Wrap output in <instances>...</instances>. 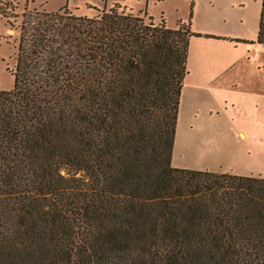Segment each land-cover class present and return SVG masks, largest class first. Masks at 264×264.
Segmentation results:
<instances>
[{"label": "trees", "instance_id": "1", "mask_svg": "<svg viewBox=\"0 0 264 264\" xmlns=\"http://www.w3.org/2000/svg\"><path fill=\"white\" fill-rule=\"evenodd\" d=\"M118 7L22 14L0 89V264H264V177L171 164L192 15L169 28Z\"/></svg>", "mask_w": 264, "mask_h": 264}, {"label": "rangeland", "instance_id": "2", "mask_svg": "<svg viewBox=\"0 0 264 264\" xmlns=\"http://www.w3.org/2000/svg\"><path fill=\"white\" fill-rule=\"evenodd\" d=\"M260 2L197 0L195 25L205 30L228 29L233 34L252 36L258 26ZM113 5L133 13L146 8L155 25L164 21L169 28H176L178 22L188 23L190 15L193 19L195 13V0H3V3L0 0V89L9 90L13 86L12 70L23 12L53 13L66 9L74 15L93 17ZM204 13L212 20H199ZM190 28L198 39L188 47L190 75L183 81L171 164L199 171L264 177V46L256 45L257 52L249 58L252 73L246 75L243 86L253 93L251 97L235 95L234 102L226 103L224 94L218 102H212L205 89L187 83L198 79L205 84L208 72L213 71L211 58L226 52L224 46L214 47L212 42L220 44L221 39H226L236 45L250 43L255 38H230ZM214 97L219 95L214 93ZM239 130L246 131L244 138L239 136Z\"/></svg>", "mask_w": 264, "mask_h": 264}, {"label": "crops", "instance_id": "3", "mask_svg": "<svg viewBox=\"0 0 264 264\" xmlns=\"http://www.w3.org/2000/svg\"><path fill=\"white\" fill-rule=\"evenodd\" d=\"M140 11L147 12L146 8L141 9L137 12L139 13ZM194 11L195 13H194L193 19H191L193 23L192 25L190 24V27H192L194 31L211 32V33L220 34V35H223L224 37H230V38L249 37V38L256 39L255 32L257 33L258 26L255 29L254 35L252 36H248L245 33L233 34L228 29L216 30L213 28H207L205 30L199 25L198 27H196L195 17H196V13L198 14L197 0H195ZM204 18L212 20V17H209L207 13L201 14L199 20H203ZM194 39H198V36L190 37L189 45H190V42H192ZM221 40H223V42L220 44L212 42V46L214 47H217L219 45L224 46L226 48L225 50L226 52H224L223 54L216 53L211 58L210 64L212 66L211 70L213 71L208 72V74L210 75L206 83L202 84L198 81V79H196L195 81H189L187 83H189L190 85L205 89L209 93L210 99L212 102H215V101L218 102V98H220V96L224 94L227 95L226 103L234 102L235 95H241L244 98L251 97L253 93L250 91H247L246 88L243 86L245 85L246 75L247 74L251 75L252 73V69L250 68V65H249V58L257 52V49H254L256 45H260V46L261 45L264 46V45L258 44V43H246V44H236L235 45L232 42H229V40L228 41H226V39H221ZM238 47H240V49ZM256 65H255V69L258 70V68H256ZM186 66H187V61H186ZM187 69H188V66H187ZM189 75H190V71L188 72L187 70V73L184 79L186 80L189 77ZM183 89H184V85L182 84L180 102H182V97L184 93ZM214 93L219 95V97L217 98L214 97ZM245 132L243 130H239L238 134L240 137L244 138L246 136Z\"/></svg>", "mask_w": 264, "mask_h": 264}]
</instances>
